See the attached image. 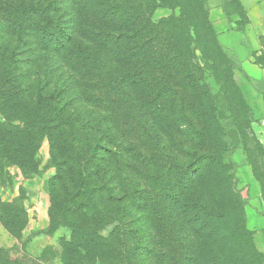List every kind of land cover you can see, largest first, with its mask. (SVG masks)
I'll list each match as a JSON object with an SVG mask.
<instances>
[{"label": "trees", "instance_id": "obj_1", "mask_svg": "<svg viewBox=\"0 0 264 264\" xmlns=\"http://www.w3.org/2000/svg\"><path fill=\"white\" fill-rule=\"evenodd\" d=\"M53 2L18 0L0 18V36L24 44L0 48V158L34 174L48 140L50 227L72 233L61 263L234 264L244 234L224 228L225 208L240 205L223 126L177 19L152 22L167 1L66 0V21ZM131 214L140 243L109 253ZM112 221L117 233L103 235Z\"/></svg>", "mask_w": 264, "mask_h": 264}, {"label": "rangeland", "instance_id": "obj_2", "mask_svg": "<svg viewBox=\"0 0 264 264\" xmlns=\"http://www.w3.org/2000/svg\"><path fill=\"white\" fill-rule=\"evenodd\" d=\"M38 1L43 5L54 1L56 9L62 8L58 15L65 21L68 20L70 12L66 0L64 4H56L55 0H31L32 3ZM166 1L167 4L154 11L152 22L158 23L173 17L177 19V43H184L186 36L192 42L193 61L199 68L196 73L197 80L211 91L214 109L223 126L227 149L223 158L226 163L231 164V184L240 205L225 208L229 222L224 224V228L233 233L238 229L244 234L240 252L232 262L264 264V254L258 249V242L264 240V94L257 91L242 72L241 60L228 48L220 46L217 38L219 31L215 28L219 21L211 22L207 17L208 12L217 8L223 9L228 30L238 33L243 44L251 47L254 51L251 53V63L264 70V0ZM15 2L18 4V0H0V18H8L9 13H15L11 7ZM7 37L0 36V48L3 50H18L23 47V42L16 43ZM196 127L199 128L197 124ZM181 130L187 131L188 127L182 126ZM37 159V172L24 175L19 166L8 159L0 158V255L17 264H62V244L71 240L72 233L64 226L50 227L49 215L53 209L49 184L56 175V167L52 162L46 138L40 143ZM215 192L218 196L219 192ZM35 195L38 203L42 198L48 206L47 224L42 229L41 226L34 225L40 219V215L33 209ZM9 211H13L15 221L9 219ZM109 215L112 218L118 217L116 213ZM124 220L122 225L131 231L127 232L129 234L126 238L122 234H114L109 253H114L118 245L123 243L128 244L131 250L140 243V228L136 216L131 214ZM9 222L13 226V233L21 223H25L19 236L16 237L6 230L5 224ZM117 226V221L109 222L101 233L106 236L117 233ZM49 227L51 232H47ZM121 230H125L124 227ZM37 232H43L40 234L43 237L35 235ZM135 251L131 257L139 258L141 251ZM158 256L159 253H156V258ZM144 258L141 256V259ZM135 263L134 259L130 264Z\"/></svg>", "mask_w": 264, "mask_h": 264}, {"label": "crops", "instance_id": "obj_3", "mask_svg": "<svg viewBox=\"0 0 264 264\" xmlns=\"http://www.w3.org/2000/svg\"><path fill=\"white\" fill-rule=\"evenodd\" d=\"M209 19L211 22H214V20L219 21L217 25L215 24V28L219 31L217 32L219 43L224 48H228V50H230L238 59L241 60L243 70L242 72L247 76V78L251 80V84L253 85V87L257 91H260V93L264 94V70H261L255 64L251 63V53H253L254 51L251 49V47L249 48L247 44L246 46L243 44L242 39L238 33L228 30L227 20L225 19V13L223 9L217 8L213 11H210ZM36 196L37 195H35L34 197L35 207L33 209L37 212L38 215H40V219H37V222H34L35 224H33L39 227L41 226L40 228L42 229L45 227L47 217L46 211L48 206L46 201H43L42 198L38 203V201H36ZM41 237H43V235L39 236V238ZM258 249L261 253L264 254V240H260L258 242Z\"/></svg>", "mask_w": 264, "mask_h": 264}]
</instances>
